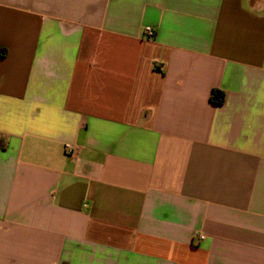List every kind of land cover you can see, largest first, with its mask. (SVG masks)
I'll use <instances>...</instances> for the list:
<instances>
[{"label": "crops", "instance_id": "0c3cea01", "mask_svg": "<svg viewBox=\"0 0 264 264\" xmlns=\"http://www.w3.org/2000/svg\"><path fill=\"white\" fill-rule=\"evenodd\" d=\"M0 264H264V0H0Z\"/></svg>", "mask_w": 264, "mask_h": 264}, {"label": "built area", "instance_id": "2783aa9c", "mask_svg": "<svg viewBox=\"0 0 264 264\" xmlns=\"http://www.w3.org/2000/svg\"><path fill=\"white\" fill-rule=\"evenodd\" d=\"M144 32L148 37H151L153 35V30L150 26H145L144 27ZM65 151L68 156H73L74 155V150L71 146L68 144L65 146ZM202 238V236H200Z\"/></svg>", "mask_w": 264, "mask_h": 264}, {"label": "trees", "instance_id": "16d2710c", "mask_svg": "<svg viewBox=\"0 0 264 264\" xmlns=\"http://www.w3.org/2000/svg\"><path fill=\"white\" fill-rule=\"evenodd\" d=\"M213 92H212L211 98H213ZM221 100H222V97L218 98L216 101L220 102Z\"/></svg>", "mask_w": 264, "mask_h": 264}]
</instances>
